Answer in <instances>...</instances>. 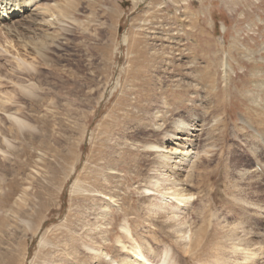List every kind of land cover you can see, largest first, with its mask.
<instances>
[{"label":"rangeland","instance_id":"1","mask_svg":"<svg viewBox=\"0 0 264 264\" xmlns=\"http://www.w3.org/2000/svg\"><path fill=\"white\" fill-rule=\"evenodd\" d=\"M92 1L36 0L27 17L13 19L16 26L0 24L2 97L17 88L9 77L17 59L27 58L23 42L39 32L57 35L54 42L40 36L48 60L34 58L36 77L22 80L37 86V104L12 103L37 136L33 144L21 136L26 153L14 178L11 152L19 153L21 141L1 137L0 264H116L136 258L137 245L152 264H240L246 249L260 246V258L243 264H264V0ZM64 2L74 11L44 12ZM10 113H1L6 126ZM179 119L206 125L198 148L163 141ZM144 142L166 148L147 151ZM160 153L175 162L189 155L180 186L197 181L181 206L192 231L205 228L190 253L173 251L181 238L157 242L165 232L148 208L162 196L144 188H152ZM202 207L199 221L192 214Z\"/></svg>","mask_w":264,"mask_h":264},{"label":"bare ground","instance_id":"2","mask_svg":"<svg viewBox=\"0 0 264 264\" xmlns=\"http://www.w3.org/2000/svg\"><path fill=\"white\" fill-rule=\"evenodd\" d=\"M33 1L36 2V0H0V24L1 23H4L5 21H7V23H4L5 26H7V24H9V22H12V24H13V22L15 23V20L13 21V19L16 18V17H18V16H20L21 14H22L21 17H27L29 14H26V15H23V14H25V13H27V12L30 11V10H28L29 9L28 7L30 6V8H31V4H32ZM38 1H42V0H38ZM92 2L94 3L95 0H93ZM64 3H66V2H64ZM89 5L91 6L92 3H89ZM55 9H58L57 15H64L65 16V15L69 14L70 11H74L73 2H72V4H70L68 2V4L67 3L66 4H56V5H52V6L46 5L44 7V12L47 13L48 16H52L53 17V16L56 15V13H54V10ZM5 15H6V17H5ZM44 17H45V15H43L41 17V20L44 21L45 20ZM32 20L36 22V19H32ZM51 21H52L51 18L45 20V22L47 24H49V23L52 24ZM32 24H33V22H32ZM13 25L16 26V24H13ZM9 31H11V30H9V28H8V31L7 32H9ZM55 34L56 33H54V34L51 35V34H46L45 32H43V33L39 32L38 33L39 36H37L38 38H37L36 41H33V40L29 39V40L23 42V44L21 45V47L24 50V56L26 55L27 58L21 57V58L17 59L16 65L14 66V70L11 72L10 77L8 76L9 78H11L14 81V83H16V87L17 88L15 90H13V94L12 93H9V94L6 93V94H3L4 97L0 96V117H1V113H5V114H8L9 115V111H12V110H13V113L15 114V115H13L12 113H10L13 116V121L10 122L9 126L4 125L3 122L0 121V147H3L4 146V140L1 137H4L5 135H7V132L11 133V136L14 139L21 141V143H19L20 146H21V149H20L19 153H18V151L11 152V154L14 156L13 157V160H12L13 161V164H11L12 165V169H11V172H10L11 177H13V178L15 176V172L18 171V170H16V166L17 167L20 166L19 164L21 163L20 158H21L22 152L24 151L23 153H26V149L25 148L27 146V143L28 144H33L34 142L32 141V139L34 140L35 137H37V136L36 135H33L34 133H32L28 129L30 127V125H29V123L27 122L26 119L23 118V120H20L19 115L20 114L23 115V113H24L23 112V108L18 107L17 105L14 106V105H12V103L18 102V99L19 98L20 99L21 98H26V99H28L30 101L36 102V104H37V100H36L37 93H38L37 92V86L32 81L31 82H27L28 84L26 85V83H25V85H24V82H22V80H23L24 77H26L25 79L27 81H30V80H33L34 77H36L37 68L32 63L34 58L37 59V60H41V61L48 60L47 54H46V51L44 50V48H41V46H39L36 43L39 40L40 36L42 38H46V37L52 36V37L46 38V39H52V41L54 42V40H56V38L54 36H57ZM35 39H36V37H35ZM29 56H32V58L30 57L31 59L30 60H27L29 58ZM53 69L55 70V72L57 71L55 68H53ZM155 69H157V68H155ZM151 71L153 72V70H151ZM6 83H8V82L7 81L2 82L3 85L6 84ZM261 83H262V81H261ZM213 88H214V86H213ZM211 89H212V87H211ZM211 91H210V93H212ZM10 109H12V110H10ZM18 112H19V115H18ZM34 112H35V110L31 113L32 116H33ZM25 117L29 118V116H25ZM29 119H33V117L32 118H29ZM35 119L38 120V121L40 120V118H35ZM263 120H260V121H263ZM199 122H202V121L196 120V121H191V122L185 123L183 120L179 119L175 123V126H174V128L171 131H165L164 132L165 138L163 139V141L166 140L167 137H170V139L171 138H179L180 140H182L183 145L189 144V146H191V148L197 147L196 145H197V143H199V140L201 139V135H203V133L206 131V128H204L206 125L204 123L199 124ZM197 126L201 127V129H195V127H197ZM153 127H154V125H153ZM160 128L163 129L161 127V125H159L158 128L152 129L151 131L153 133L154 132L156 133V131L157 132L160 131L159 130ZM161 131H163V130H161ZM197 131H199L201 133H197ZM21 136L22 137H25V139H28L29 138V140H27V143L24 142L22 144V138H21ZM183 140H184V142H183ZM5 141L7 142V139H5ZM164 148H166L164 142H161V143H159V142H153V143L152 142H150V143L149 142H144V149L147 150V151L154 152L156 149H164ZM160 151H162V150H160ZM178 157L180 158L179 161H176L175 162V161L172 160L173 157H170L169 155L164 154V153H160L158 155L155 163H154V166L152 165L153 167H155V170L157 171V173H156L157 176L155 177V179L152 182V188H149V187H146L145 186L144 190L146 192V195H152L153 193L152 194L151 193H148V192H150L152 190V191H155L157 194L159 193L162 196L161 199H157L156 202L150 203V209L148 208V211L149 210L152 211V215L155 217V219L158 218L159 220H161V221H159L160 224H158V225H160V228L158 229V230H160V233L161 232L162 233L165 232V234L162 236V239L161 240L159 238H157L158 239L157 242H162V241H165L166 242L167 240H165V239H168L170 236L171 237L172 236L173 237L175 236V238L177 237L178 239L181 238L182 239V241L180 242L181 244L180 243H177V246H175V249L172 248L173 251H176V253L178 252V254L181 255V252H183V253H186V252L187 253H190L192 250H194V249H196L198 247L197 241H201L202 240V236L205 235V228H204V226H201L199 232L192 231V228L195 225L194 224V221H191L188 218V216L185 214L186 212L184 213V210L185 209L182 211V207L181 206L185 205V207H186V205L191 200V197L193 196V193L190 192V187L191 186H194L197 181H195L194 184H190V185H187L186 184V187H181L180 186V180L181 179H179L177 175L179 174L178 173L179 171H183L182 169H183V167L185 165V161L187 160V158L189 157V155L183 154V155H180V156L178 155ZM1 161H2V159H0V162ZM140 163H142V162H140ZM182 164H184V165H182ZM198 169H200V168H198ZM141 171H142V169H141ZM197 173H198V176H199L201 174V171H199ZM164 175H166V177H164ZM191 175H192V172L191 173L189 172L187 174L188 183H191V182H189V178H191ZM172 176H173V178H171ZM4 179L5 178H0V190L2 188H4V186H5V182L6 181L4 182ZM163 182H168V183H166L164 185ZM9 183H7V185ZM11 184H12V182H11ZM178 185L180 186L179 188H177ZM12 188H14V187H12ZM165 195H167L168 197L165 198ZM3 196L4 195L0 194V205L2 204ZM5 197H7V196H5ZM103 199H110V197L108 196V198H103ZM196 199H198V196H196ZM192 200H193V198H192ZM193 212H194V214H192L193 217L197 216L198 219H199V221H202L203 220V218H204L203 214L205 212L204 211V207L197 208ZM122 217H123V215H122ZM155 219H154V221H155ZM162 219H163V221H162ZM151 223H153V222H151ZM203 225H205V224H203ZM166 227L167 228H171V229H168L167 231H165V228ZM129 230L130 229H128L127 235H129L130 238H134L136 240L135 235L131 231L129 232ZM149 232H152L154 235H156V233H157L155 229H150ZM254 234H257V233H254ZM151 238H152V236H151ZM151 240H153V239H151ZM157 242H155V245H156ZM171 244L174 245V243H171ZM181 245H183V247H180ZM121 246H123V245H121ZM137 246H139V245H137ZM137 246H135V249L136 250H133V254L135 255L136 258H134V259L131 260L132 257H130L128 259L124 257L125 259H123V258L121 259L120 258L119 259L120 261L119 260L118 261L117 260H113V259L112 260L115 261L116 264H152V262L149 260V258L147 257V255H145L140 250L142 247L139 248ZM258 247H259V248H257L258 249V252H253L252 251L251 253H249L250 250L248 251L246 249L244 251V254H243L244 256L242 257L241 263L243 264L244 262H248V261L256 262V259H255L256 256L260 258V256L262 255V253L260 252V246H258ZM90 250H93V249H90ZM97 251L99 253H102L103 254V252H100L99 249ZM97 251H92V252L98 253ZM99 253H98V255H99ZM154 253H157V252H154ZM104 254H105L104 255L105 257L108 255L106 252H104ZM98 255H94L93 258L97 259L98 258ZM162 256H164V255L162 254ZM137 257H140V258H137ZM217 258L219 259L220 257H217ZM165 259H166V257H165ZM175 259L178 260L179 258H177V256H176ZM212 260L215 261V258L212 259ZM164 261H163V263H165ZM168 261H170V260H168ZM220 262L223 263L222 261H220ZM110 263H112V262L110 261ZM158 263L159 264H163L162 263V260H160V262H158ZM176 263H177L176 260H174L173 262H171V264H176ZM178 263L181 264V262H178ZM214 264H216V262ZM224 264H226V263L224 262Z\"/></svg>","mask_w":264,"mask_h":264}]
</instances>
